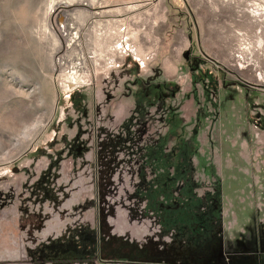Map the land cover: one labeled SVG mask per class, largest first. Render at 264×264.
<instances>
[{"label": "rangeland", "instance_id": "rangeland-1", "mask_svg": "<svg viewBox=\"0 0 264 264\" xmlns=\"http://www.w3.org/2000/svg\"><path fill=\"white\" fill-rule=\"evenodd\" d=\"M154 202L176 262L264 264V0H0V264H121Z\"/></svg>", "mask_w": 264, "mask_h": 264}, {"label": "crops", "instance_id": "crops-1", "mask_svg": "<svg viewBox=\"0 0 264 264\" xmlns=\"http://www.w3.org/2000/svg\"><path fill=\"white\" fill-rule=\"evenodd\" d=\"M125 122L128 121L126 120L123 123ZM230 183L229 181H225L222 185L223 187H227L225 184L230 185ZM155 185L154 182V190L156 189ZM160 208L161 204L158 206V202L152 203L153 213L151 219L148 217L136 218L132 216L121 219L122 226H126L124 228L125 233L122 234L123 230L120 235L115 233L117 238H121L118 240L119 243H113L112 245L105 243L104 246L100 245V252L102 254L104 252L103 255L105 257L102 262L117 261L122 262L121 264H188L187 260H184L185 263L176 262L175 260L178 251L175 242L177 236L176 228L172 226L171 219L168 218L169 221L162 219L161 211L157 210ZM252 219V217L249 218L247 221L248 224L252 223ZM221 242L223 243L224 240H220ZM189 244L192 247L191 241ZM232 244V256L235 254H247L250 256L252 255V250L255 248V246L252 247V236L248 240L235 237ZM224 247L227 248L228 246L224 245ZM229 248L232 247L229 246ZM241 248L243 252L238 253L237 251ZM106 254L109 256H105ZM222 255L230 256L225 251H222Z\"/></svg>", "mask_w": 264, "mask_h": 264}, {"label": "trees", "instance_id": "trees-1", "mask_svg": "<svg viewBox=\"0 0 264 264\" xmlns=\"http://www.w3.org/2000/svg\"><path fill=\"white\" fill-rule=\"evenodd\" d=\"M130 124H131V121L123 123L122 126H121V129L125 130V128H126V130H127Z\"/></svg>", "mask_w": 264, "mask_h": 264}]
</instances>
